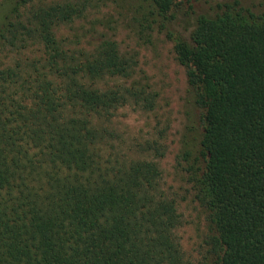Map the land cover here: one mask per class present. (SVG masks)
<instances>
[{"label":"trees","instance_id":"obj_1","mask_svg":"<svg viewBox=\"0 0 264 264\" xmlns=\"http://www.w3.org/2000/svg\"><path fill=\"white\" fill-rule=\"evenodd\" d=\"M94 1L0 7V264H264V12L129 0L139 23L163 24L186 76L178 164L207 221L194 263L157 162L164 137L131 141L119 119L157 94L128 83L114 41L60 34Z\"/></svg>","mask_w":264,"mask_h":264},{"label":"rangeland","instance_id":"obj_2","mask_svg":"<svg viewBox=\"0 0 264 264\" xmlns=\"http://www.w3.org/2000/svg\"><path fill=\"white\" fill-rule=\"evenodd\" d=\"M16 0H0L2 10ZM254 12H264V0H239ZM88 15L65 27L64 37L79 34L83 45L91 47L96 39H110L131 62L128 83L139 81L157 94L152 112L134 111L130 106L120 111L122 128L131 141L137 138L162 135L166 154L157 162L166 186L178 194L179 212L183 226L179 229L181 244L187 256L195 263L202 250L207 231L206 214L195 202L190 185L178 164L182 142L192 111L184 68L178 63L166 29L157 21L139 23L129 0H95ZM130 57V58H129Z\"/></svg>","mask_w":264,"mask_h":264}]
</instances>
